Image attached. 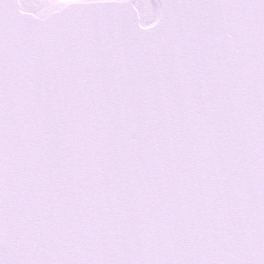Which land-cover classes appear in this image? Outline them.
I'll return each mask as SVG.
<instances>
[{"label":"snow or ice","instance_id":"snow-or-ice-1","mask_svg":"<svg viewBox=\"0 0 264 264\" xmlns=\"http://www.w3.org/2000/svg\"><path fill=\"white\" fill-rule=\"evenodd\" d=\"M0 264H264V0H0Z\"/></svg>","mask_w":264,"mask_h":264}]
</instances>
